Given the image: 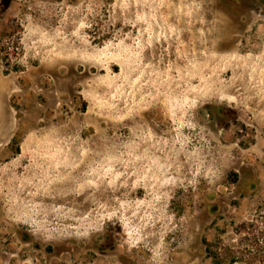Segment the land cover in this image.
I'll return each instance as SVG.
<instances>
[{"label": "rangeland", "instance_id": "374dc122", "mask_svg": "<svg viewBox=\"0 0 264 264\" xmlns=\"http://www.w3.org/2000/svg\"><path fill=\"white\" fill-rule=\"evenodd\" d=\"M0 33V264H264V0H0Z\"/></svg>", "mask_w": 264, "mask_h": 264}, {"label": "trees", "instance_id": "16d2710c", "mask_svg": "<svg viewBox=\"0 0 264 264\" xmlns=\"http://www.w3.org/2000/svg\"><path fill=\"white\" fill-rule=\"evenodd\" d=\"M10 41L11 39L8 33H0V55L2 54L5 60L8 59ZM1 61L2 59L0 58V62ZM10 72H19V67H17L16 65L10 67V65L6 63V73H10ZM211 254H212L211 258L214 264H230L231 262H234L233 259L229 260L227 259L226 256H221L213 253Z\"/></svg>", "mask_w": 264, "mask_h": 264}]
</instances>
